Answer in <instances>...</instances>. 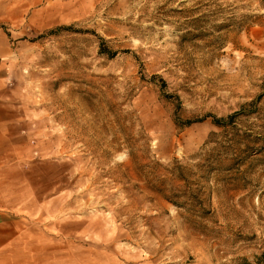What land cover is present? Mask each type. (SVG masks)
Returning <instances> with one entry per match:
<instances>
[{
	"label": "rangeland",
	"instance_id": "1",
	"mask_svg": "<svg viewBox=\"0 0 264 264\" xmlns=\"http://www.w3.org/2000/svg\"><path fill=\"white\" fill-rule=\"evenodd\" d=\"M0 87L67 264H264V0H0Z\"/></svg>",
	"mask_w": 264,
	"mask_h": 264
},
{
	"label": "crops",
	"instance_id": "2",
	"mask_svg": "<svg viewBox=\"0 0 264 264\" xmlns=\"http://www.w3.org/2000/svg\"><path fill=\"white\" fill-rule=\"evenodd\" d=\"M7 116L10 119L9 113L6 114ZM10 147L11 138L7 132L2 131L0 116V172H2L3 158L11 157V153L14 157L21 156L18 146H15L17 149H14L18 150L19 156H17V152L11 151ZM3 152H5L4 156ZM8 199L10 198L3 196L2 190H0V206L19 205V202L12 203ZM35 220L33 212L24 214L15 212L13 208L0 211V264H67L63 240L59 236H51L48 231L38 226Z\"/></svg>",
	"mask_w": 264,
	"mask_h": 264
},
{
	"label": "trees",
	"instance_id": "3",
	"mask_svg": "<svg viewBox=\"0 0 264 264\" xmlns=\"http://www.w3.org/2000/svg\"><path fill=\"white\" fill-rule=\"evenodd\" d=\"M230 118H232V117H230ZM230 118H229V119H230ZM197 122H200V121H197ZM213 123L216 124V125H221V120L213 119ZM188 124H191V122L188 123Z\"/></svg>",
	"mask_w": 264,
	"mask_h": 264
}]
</instances>
